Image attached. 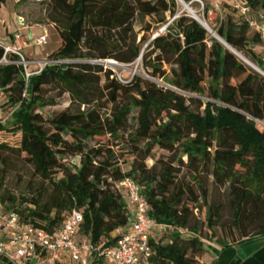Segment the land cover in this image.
<instances>
[{
    "label": "trees",
    "instance_id": "1",
    "mask_svg": "<svg viewBox=\"0 0 264 264\" xmlns=\"http://www.w3.org/2000/svg\"><path fill=\"white\" fill-rule=\"evenodd\" d=\"M45 2L47 21L61 39L49 57L62 63L31 70L27 77L21 57L5 54L0 39V94L5 96L0 102V188L13 157L30 164L46 184L36 195L1 193L4 208L50 232L77 209L83 214L78 237L103 248L131 220L117 187L130 177L147 199L152 222L162 227L151 232V264H201L204 238L220 246L211 247V264H220L234 244L264 237V75L226 46L264 71L256 50L263 40L249 20L222 0L224 14H217L218 25L210 27L221 41L192 16L179 13V0ZM240 2L250 8V18L264 14V0ZM212 8L205 5L206 19ZM168 15L173 20L143 54L151 79L135 76L123 82L112 69L93 63L134 62L148 41L144 34L137 42L135 20L151 16L164 24ZM52 91L69 93L77 109L45 115L44 109L56 104ZM3 109L10 111L7 122ZM134 111L136 128L128 132ZM106 135L110 138L88 145ZM77 156L79 161H73ZM182 167H190L193 182L180 179ZM203 173L226 186L232 220L228 228L222 224L224 235L218 231L224 205L210 199ZM203 208L206 233L199 225Z\"/></svg>",
    "mask_w": 264,
    "mask_h": 264
},
{
    "label": "built area",
    "instance_id": "2",
    "mask_svg": "<svg viewBox=\"0 0 264 264\" xmlns=\"http://www.w3.org/2000/svg\"><path fill=\"white\" fill-rule=\"evenodd\" d=\"M228 1L249 20L250 26L264 41V14L250 18V8L244 6L240 0ZM218 10L220 6L216 5L209 10V14L217 15ZM15 38L19 39L20 35L15 34ZM1 40L5 54H18L21 57L20 63L26 68V76L33 74L34 72L27 69L28 62L21 47ZM47 41V34H43L34 43L45 45ZM4 61L8 62L6 59ZM62 62L45 60L37 72L46 65ZM112 64L115 63L107 65ZM117 187L125 194L131 220L125 228L119 230L115 242L103 248L94 245L86 236L78 237L83 214L77 209L67 216L60 228L50 232L43 227L23 222L19 213L5 209L0 202V259L10 264H151V232L155 227H162L152 222L147 199L132 178H124L118 182Z\"/></svg>",
    "mask_w": 264,
    "mask_h": 264
},
{
    "label": "rangeland",
    "instance_id": "3",
    "mask_svg": "<svg viewBox=\"0 0 264 264\" xmlns=\"http://www.w3.org/2000/svg\"><path fill=\"white\" fill-rule=\"evenodd\" d=\"M210 2H211V0H202V2H200L198 0H194V3L191 4L190 7L197 15H199V17H201L211 27V25L212 26L218 25L217 16L221 13L224 14V9L222 7L221 12L218 10V13H217L218 15H216V13H214L212 15L209 14L208 15L209 18L206 19L205 18V5L207 3H210ZM14 3H17L16 4V11L17 12H21V10H24V12L29 15V21L28 22L41 23V24L47 26V29H48V32H47L48 33V42H47V44L42 46V47L37 46V47L30 48V51L33 50V51H35L36 54H37V50H43V52H41V54L39 53V54H37V56L29 57L24 51H21L22 54L27 59V62H28L27 66H29L28 67L29 71L39 70L40 64H42L43 61L53 60L51 57H49V55L45 56L46 55L45 53L47 51H54L55 49H57L59 47V44H61V39H60L59 33H58L56 27L53 28L50 25H46V24H50V23L47 21L45 0H6V2L4 4L0 5V39H2V34H3L5 27H9L11 32H12L18 28L17 24L20 23L16 19V16L13 13ZM179 4H180L179 13L186 12L188 15L191 16V12L188 9H186L180 1H179ZM212 7H213V5H212ZM167 19H168V21L164 24L156 23L155 18L151 17V16H147L143 21H141L140 19L135 20L134 28H135V33L137 35V42L140 41L141 37L144 34H146V36L148 37V41L144 43L142 54L134 62L122 63V62H119L115 59H112V60H114L113 62H115V64H112V65H107V63H105L104 60H103V63H102V61H97V62L93 61V63L104 64L105 68L112 69L113 72L115 73V75L123 82L131 81L132 78H134L135 76H139V77L146 78V79H151L149 72L144 67L143 54H144V52H147L149 50V49H146L149 42L155 37V35L165 31V28L167 27L168 23H170L173 20V17L168 15ZM148 25L151 26V29L149 31L146 30ZM20 26H21V24H20ZM21 31H22L23 35L27 34V30H21ZM41 32H43L42 28L38 25H35L33 28L34 37L39 35ZM9 43L13 44L12 42H9ZM261 46L262 47L257 46V47H259L258 52H260L261 56L264 57V42H263V45H261ZM154 55L155 54H153L152 57H154ZM240 55H242L245 59L251 61L249 58H246L242 53ZM255 65H257V64H255ZM165 68L169 69L170 67L168 65H166ZM154 81H156L162 85H165L164 81H162V80L154 79ZM51 95L55 96L56 104L52 105V106H47L44 109V114L47 116L51 115V114H55L59 111L65 110L70 106L72 107V109H77V107H78L77 103L72 102V97L67 92L59 94L58 91H52ZM193 96L199 97V98L201 97V96H197V95H193ZM201 99H206V98L201 97ZM4 101H5V96L0 94V102L2 103ZM86 107L87 106L83 105L82 109H84ZM107 108H109V110H110V105ZM104 110L107 111L106 108ZM136 114H137V112L134 111L132 116L129 119L128 126H127L128 132L131 130H134V128H136L137 123H136V120L134 119ZM1 116L3 117L4 121L6 120V122L8 120H10L9 109H3L1 112ZM109 138H110V135H106V136L100 137L97 140L96 139L90 140V141H88V145L93 146V145H96L99 142V140L104 141V140H107ZM126 158L128 161L132 160V158L129 155H126ZM183 158H184V160H187L186 156H184ZM72 160L75 162H78L79 157L78 156L73 157ZM147 164L149 167H151L154 164V161L149 159V160H147ZM174 164L177 166L180 165L179 161H177V160L174 162ZM123 168L125 170L128 169V164L123 163ZM191 173L192 172H191L190 167H182L181 172L179 174L180 179H184V180L188 181L189 183L193 182L192 178H191ZM201 176H202L204 182L206 183V185L208 186V188L210 190V199L212 201L222 202V204L224 205L220 227L218 228L219 234L224 235L225 232L223 231V229L225 230V228L223 227V225L226 228H228V226L230 225L231 220H232V211H231L230 205H229V196H228V193L226 191V186H224V187L217 186L213 182L212 175H209L207 173H203ZM45 186H46V184L44 182H42L41 178L34 172V169L30 164H28L27 162H25L22 159H19L17 157H13L11 159L10 164L6 167L5 186L3 188H0V194L9 190V191H13L17 194H23V193L30 191L31 194L36 195L37 193H39L43 189V187L45 188ZM200 204H201V202H200ZM203 210H204V208L202 210L198 211L199 223H200L199 225L203 227V232L206 233L207 228L202 223V221H203ZM203 241L205 243V249L199 256V262L201 264H211V262L215 256L214 252L211 250V247L215 246V247L219 248L220 246L215 241H211V240H208L205 238L203 239Z\"/></svg>",
    "mask_w": 264,
    "mask_h": 264
},
{
    "label": "crops",
    "instance_id": "4",
    "mask_svg": "<svg viewBox=\"0 0 264 264\" xmlns=\"http://www.w3.org/2000/svg\"><path fill=\"white\" fill-rule=\"evenodd\" d=\"M210 3L213 5V7L216 5L220 6L219 11L221 12L222 0H211ZM16 4L17 3H14L13 13L16 16V19L20 23L17 24L18 28L12 32H11L9 27H5L3 34H2V39H4L8 43L12 42L13 44H15L17 46H20L21 51H24L29 57L37 56V54H39V53L41 54V52H43V50H37V54H36L35 51H33V50L30 51V48L37 47V46H39V47L44 46V45H36L34 43V40L43 34H47V36H48L47 26H45L41 23L28 22L29 21V15L26 14L24 12V10H21V12H17L16 11ZM20 24H21V26H20ZM35 25L40 26L43 30V32H41L36 37H34V34H33V28ZM46 25H50L51 27L55 28V26L51 23L46 24ZM21 30H27V34L23 35ZM15 34H19L20 38L16 39ZM260 47H262V46H260ZM258 49H259V47H256L257 51H259ZM51 52L52 51H47L45 53L46 54L45 56L49 55ZM262 58H264V57L262 56ZM118 233H119V231H116L113 234L116 235ZM0 264H10V263L0 259ZM67 264H69V263H67ZM220 264H264V237L252 238V239H248L244 242L234 244L232 249L224 257V259L221 261Z\"/></svg>",
    "mask_w": 264,
    "mask_h": 264
},
{
    "label": "water",
    "instance_id": "5",
    "mask_svg": "<svg viewBox=\"0 0 264 264\" xmlns=\"http://www.w3.org/2000/svg\"><path fill=\"white\" fill-rule=\"evenodd\" d=\"M183 4H184V7L186 8V9H188L189 11L191 10V12H192V9H191V7H190V3H187V2H185L184 0H180ZM191 16L194 18V19H196L197 21H199L203 26H205L196 16H194L192 13H191ZM206 27V26H205ZM207 28V27H206ZM158 35V34H157ZM157 35H155V37L157 36ZM217 38H219V36L218 35H215ZM220 39V38H219ZM221 40V39H220ZM222 41V40H221ZM224 42V41H223ZM226 44V43H225ZM226 46L229 48V49H231L237 56H239L238 55V53H237V51L235 50V49H233L232 47H230L228 44H226ZM243 61H245V60H243ZM97 62V61H96ZM104 62L105 63H107V64H110V63H115V62H113V61H111L110 59H107V60H104ZM249 66H251L252 68H254L255 70H257L258 72H260L261 74H263L264 75V71L259 67V66H257V65H255L254 63H252V62H250V61H245ZM102 63H103V61H102Z\"/></svg>",
    "mask_w": 264,
    "mask_h": 264
},
{
    "label": "bare ground",
    "instance_id": "6",
    "mask_svg": "<svg viewBox=\"0 0 264 264\" xmlns=\"http://www.w3.org/2000/svg\"><path fill=\"white\" fill-rule=\"evenodd\" d=\"M180 1V0H179ZM181 2V1H180ZM182 3V2H181ZM183 4V3H182ZM184 5V4H183ZM190 12H191V10H190ZM194 16H196L206 27H207V29H208V31L209 32H211L214 36L215 35H217L216 34V32L214 31V30H212L211 28H210V26L208 25V23H206L201 17H199V15H197L193 10H192V12H191ZM209 26V27H208ZM237 53H238V55H239V57L242 59V60H245V61H249V60H247V59H245L242 55H240L239 54V52L237 51ZM111 61H114V60H112V59H110Z\"/></svg>",
    "mask_w": 264,
    "mask_h": 264
}]
</instances>
